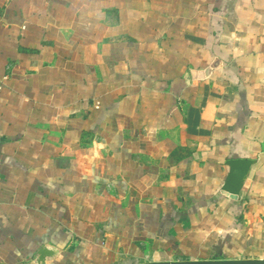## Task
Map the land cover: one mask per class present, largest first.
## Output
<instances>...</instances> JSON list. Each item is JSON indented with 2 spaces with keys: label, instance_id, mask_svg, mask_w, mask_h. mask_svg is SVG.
<instances>
[{
  "label": "crops",
  "instance_id": "obj_1",
  "mask_svg": "<svg viewBox=\"0 0 264 264\" xmlns=\"http://www.w3.org/2000/svg\"><path fill=\"white\" fill-rule=\"evenodd\" d=\"M45 244L264 258V0H0V264Z\"/></svg>",
  "mask_w": 264,
  "mask_h": 264
},
{
  "label": "water",
  "instance_id": "obj_2",
  "mask_svg": "<svg viewBox=\"0 0 264 264\" xmlns=\"http://www.w3.org/2000/svg\"><path fill=\"white\" fill-rule=\"evenodd\" d=\"M249 159H234L228 162L229 172L221 187L222 191L235 196L242 185V181L250 166ZM58 253V249L51 245H42L34 255L35 264H47ZM139 264H264V258L254 259H227V260H173V261H152Z\"/></svg>",
  "mask_w": 264,
  "mask_h": 264
}]
</instances>
